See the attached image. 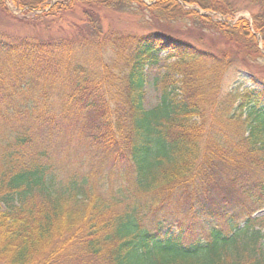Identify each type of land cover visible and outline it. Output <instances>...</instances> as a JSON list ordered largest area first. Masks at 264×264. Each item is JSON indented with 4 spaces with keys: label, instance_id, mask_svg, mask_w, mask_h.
Masks as SVG:
<instances>
[{
    "label": "trees",
    "instance_id": "16d2710c",
    "mask_svg": "<svg viewBox=\"0 0 264 264\" xmlns=\"http://www.w3.org/2000/svg\"><path fill=\"white\" fill-rule=\"evenodd\" d=\"M52 1L11 3L50 24L86 6L73 37L0 38V264H264V82L223 89L237 61L264 59V0L253 23H229V0ZM133 3L212 40L105 32L95 7ZM60 121L98 155L95 181L48 159Z\"/></svg>",
    "mask_w": 264,
    "mask_h": 264
},
{
    "label": "rangeland",
    "instance_id": "374dc122",
    "mask_svg": "<svg viewBox=\"0 0 264 264\" xmlns=\"http://www.w3.org/2000/svg\"><path fill=\"white\" fill-rule=\"evenodd\" d=\"M134 1V0H133ZM147 6H151L155 1L142 0ZM237 13L234 19L229 23L237 20H247L253 23L254 15L259 11V6L252 0H229ZM8 11H0V38L4 40H15L27 37L35 38H56V37H73L80 28L83 27V12L87 8L84 5H77L73 11L68 12L63 21L60 23L50 24L45 19H38L36 16L41 13L29 12L28 9L19 11L13 7L11 0H5ZM57 0L52 1L54 5ZM181 5L188 10L198 12L201 16L211 17L214 21H225L226 19L216 16L213 13L200 10L196 6H186L182 1ZM102 4V3H101ZM95 14L100 19L105 32L116 30L130 34H147L156 32L159 29H169L168 34H179V39H188L190 42L201 46H208L209 40H212V35L208 32H202L197 27L191 26L183 21L165 23L163 20H155L148 13V9L141 6L139 3L121 5L115 7H95ZM37 20V21H36ZM37 23L38 25H33ZM175 31V32H174ZM183 36V37H182ZM221 38V37H220ZM222 40V38H221ZM223 41V40H222ZM223 48V47H222ZM165 55H161L160 61L155 65L146 67L147 82L146 90V106L153 107L159 99L161 92L159 82L167 72V66L170 62L164 60ZM256 77L259 81L264 82V59L257 61H237L228 71L223 89L225 92L234 90H244L254 83L252 79ZM158 79V81H157ZM157 85V87H156ZM54 132L49 137L47 142V157L60 168L64 174L69 170H77L80 174H89L93 180L100 177V173L96 168L95 157L97 154L89 156V149L85 139L80 136L72 124L59 122ZM88 130V128H87ZM87 135L84 132V136ZM86 137V136H85ZM68 174V173H67ZM122 175H118L120 179ZM59 182L70 183L66 175H56ZM117 178H115V184ZM264 215V210L256 216Z\"/></svg>",
    "mask_w": 264,
    "mask_h": 264
}]
</instances>
